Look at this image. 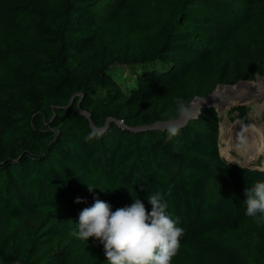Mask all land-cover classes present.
Instances as JSON below:
<instances>
[{"label":"trees","instance_id":"1","mask_svg":"<svg viewBox=\"0 0 264 264\" xmlns=\"http://www.w3.org/2000/svg\"><path fill=\"white\" fill-rule=\"evenodd\" d=\"M259 76L264 0H0L1 264H108L75 234L79 213L96 199L150 211L154 192L184 228L172 264H264V219L243 203L264 151L262 167L223 157L217 105L171 142L135 130Z\"/></svg>","mask_w":264,"mask_h":264},{"label":"clouds","instance_id":"2","mask_svg":"<svg viewBox=\"0 0 264 264\" xmlns=\"http://www.w3.org/2000/svg\"><path fill=\"white\" fill-rule=\"evenodd\" d=\"M175 103L173 116L153 124L156 130L166 132L168 142L173 141L181 128L199 115L189 102L177 98ZM247 130L242 126L241 142ZM98 135V131L93 129L88 139ZM245 197V215L264 219V181H256L251 188L246 187ZM147 201L150 211L140 199L113 211L109 203L96 199L91 207L79 213L75 234L80 240L93 238L99 241L108 264H172L181 248L184 228L179 226V218H173L167 212L168 203L163 194L151 193ZM81 202L77 198L76 203Z\"/></svg>","mask_w":264,"mask_h":264},{"label":"rangeland","instance_id":"3","mask_svg":"<svg viewBox=\"0 0 264 264\" xmlns=\"http://www.w3.org/2000/svg\"><path fill=\"white\" fill-rule=\"evenodd\" d=\"M113 70L116 71L115 76L124 88L133 86V80L135 75L134 67L116 64L114 65ZM261 78H264V76ZM258 80L259 78H256L254 80L255 84L253 85H256ZM218 87L219 86H217V88L214 91H216ZM224 98H230V97H224ZM232 98L233 99H230V103L234 104V106H227L223 108L218 106L217 104L218 116H219V132H220L219 134L220 153L222 154L224 152V149L227 148V144L230 143V145L228 146V148L230 149L226 153L229 155V157H227L225 154H224L225 156L222 154L225 158H227L231 162H236L244 166L262 167L263 161H260L261 160L260 157L263 155L264 150L260 154H258L257 147H251L244 143L246 137L244 138L243 142L240 143L241 140L239 138V134L241 132L242 126L247 127V129L248 127L251 126L252 118H254L253 114L255 113L254 111L256 110L255 108L252 107V104L260 103L258 101L259 99L262 100V98H264V93L259 95H252L251 97H249L248 95L239 94V95H233ZM240 105H244L246 108L245 118L241 117L239 110L236 111L231 110V108ZM256 121L258 122L259 126L261 125L263 126L264 114H262L260 119ZM248 132L249 129L244 133V135L245 136L248 135ZM237 143H239V145Z\"/></svg>","mask_w":264,"mask_h":264},{"label":"bare ground","instance_id":"4","mask_svg":"<svg viewBox=\"0 0 264 264\" xmlns=\"http://www.w3.org/2000/svg\"><path fill=\"white\" fill-rule=\"evenodd\" d=\"M263 93H264V78L259 77V80L256 85H253V83L251 82H248V83L241 82L234 86H228V85L219 86L218 89L213 92V94L211 95V98L208 101L205 99L197 98L196 100L194 99V101L191 102V106L193 107L194 111L198 112V110L203 105H205L208 102L214 103L217 98L222 97V96L230 97L231 99H233L232 98L233 95L243 94V95L252 96V95H259ZM253 104H252V107L255 108L256 110L254 111L255 113L253 114L254 118H252L251 126L248 127L249 129L248 135L246 136L244 135V138L246 137L244 140V143L251 147H257L258 149L257 153L260 154L264 150V125L259 126L256 120H259L262 114H264V101L260 103H253ZM237 144L239 145V143ZM229 145L230 143L227 144V148H225L224 152L222 153L223 155L225 154L227 157H229V155L226 154L227 151L230 149L228 148Z\"/></svg>","mask_w":264,"mask_h":264},{"label":"water","instance_id":"5","mask_svg":"<svg viewBox=\"0 0 264 264\" xmlns=\"http://www.w3.org/2000/svg\"><path fill=\"white\" fill-rule=\"evenodd\" d=\"M259 77H261V76H259ZM259 77H257V78H259ZM240 82H249V81H246V80H241V81H239V82H237L236 84H234V85H237V84H239ZM219 86H224V85H219ZM228 86H233V85H228ZM214 91V90H213ZM213 91L207 96V97H195L194 99H205V100H209L210 98H211V95L213 94ZM249 97H251V96H249ZM193 99V100H194ZM230 99L231 98H224V97H220V98H218V99H216L215 100V102L214 103H212V102H208V103H206L205 105H203V106H211V105H217L218 104V106H220V107H227V106H234V104H231L230 103ZM264 100V98H262V100H260L259 99V101L258 102H262ZM217 106V107H218ZM200 112V109L198 110V113ZM113 119H110V120H108V123L110 122V121H112ZM144 129H154V127H153V125L152 126H150V127H141V128H137V129H135V130H144ZM230 161V160H229ZM231 162V161H230ZM235 164H238V163H236V162H234Z\"/></svg>","mask_w":264,"mask_h":264},{"label":"built area","instance_id":"6","mask_svg":"<svg viewBox=\"0 0 264 264\" xmlns=\"http://www.w3.org/2000/svg\"><path fill=\"white\" fill-rule=\"evenodd\" d=\"M0 264H1V262H0Z\"/></svg>","mask_w":264,"mask_h":264}]
</instances>
